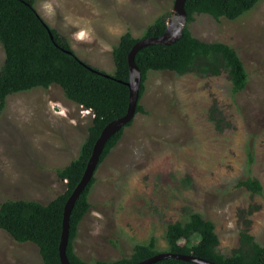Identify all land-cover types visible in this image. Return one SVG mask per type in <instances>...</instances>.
<instances>
[{
  "label": "rangeland",
  "instance_id": "374dc122",
  "mask_svg": "<svg viewBox=\"0 0 264 264\" xmlns=\"http://www.w3.org/2000/svg\"><path fill=\"white\" fill-rule=\"evenodd\" d=\"M175 1L36 0L35 6L83 61L114 74L120 38L127 32L143 38L166 13L170 20ZM189 28L204 42H222L238 52L249 74L247 88L234 95L227 74L149 73L140 101L145 113L136 115L95 174L92 207L74 243L86 262L130 258L137 244L153 237L158 251L168 252V225L187 222L190 213L214 223L224 255L239 247L247 226L264 247V191L253 194L237 185L247 178L252 149L251 176L264 189V0L237 20L203 14ZM5 59L0 43V72ZM214 105L220 129L211 120ZM93 118L59 86L10 96L0 115V205H47L63 194L66 181L57 169L79 157ZM198 241L193 238V244ZM0 264L43 262L36 245L19 244L0 230Z\"/></svg>",
  "mask_w": 264,
  "mask_h": 264
},
{
  "label": "trees",
  "instance_id": "16d2710c",
  "mask_svg": "<svg viewBox=\"0 0 264 264\" xmlns=\"http://www.w3.org/2000/svg\"><path fill=\"white\" fill-rule=\"evenodd\" d=\"M260 1L187 0L185 9L188 24L183 38L171 46L144 48L136 55V64L142 73L140 101L146 90L149 73L153 71H169L178 76L193 74L201 78L227 74L232 83L233 94L243 92L249 83V74L238 52L225 43H208L196 38L189 25L195 21L196 16L203 14L218 21L223 18L237 20ZM35 4L36 0H0V43L6 55L0 72V115L12 95L37 88L49 89L59 86L69 101L91 111L94 118L79 157L66 167L57 169L58 177L66 181V191L47 205L36 201L6 200L0 205V230L8 233L19 244L36 245L43 264H62L60 243L66 203L82 181L94 146L105 127L124 117L129 109V54L141 39L162 36L167 29L171 13L158 17L146 30L143 38H135L130 32L125 33L113 50L115 72L108 74L83 61L73 50L69 40L44 20ZM217 111L218 108L214 105L210 115L211 120L220 129L222 120L218 122L215 116ZM139 113H145L140 103L137 108V114ZM127 127L108 142L99 166L117 146ZM254 162L253 151L250 149L247 178L237 185L253 194L261 195L264 191L262 184L251 176ZM95 183L94 177L77 200L71 214L67 247L70 263L138 264L161 253L153 237L147 245L137 244L130 258L116 262L89 263L77 255L74 243L80 225L92 207L90 194ZM252 211L245 215H251ZM248 227L240 233L239 247L232 255L227 256L219 250L220 240L214 223L200 214L190 213L187 222L168 225V252L194 256L216 264H264V247L256 242ZM195 237H198L199 241L193 244ZM155 264L193 263L164 260Z\"/></svg>",
  "mask_w": 264,
  "mask_h": 264
},
{
  "label": "water",
  "instance_id": "95a60500",
  "mask_svg": "<svg viewBox=\"0 0 264 264\" xmlns=\"http://www.w3.org/2000/svg\"><path fill=\"white\" fill-rule=\"evenodd\" d=\"M186 2L187 0L175 1L173 17L168 21L167 29L162 36L141 39L133 47L132 51L129 54V109L124 117L112 121L105 127L101 136L99 137L94 146L93 154L89 160L82 181L66 203L64 210L63 233L60 243V258L62 264H71L67 257V247L70 238V218L77 200L86 190L87 186L92 181V179L95 177L101 156L103 155L108 142L112 139L113 136H115L117 133L127 127V125L130 124L132 121H134L137 115V108L140 103L142 73L136 64V55L144 48L157 45L171 46L183 38L184 30L188 24V15L185 9ZM164 260H180L193 264H216L194 256L173 254L170 252L159 253L156 256L138 264H155Z\"/></svg>",
  "mask_w": 264,
  "mask_h": 264
},
{
  "label": "clouds",
  "instance_id": "9594fccd",
  "mask_svg": "<svg viewBox=\"0 0 264 264\" xmlns=\"http://www.w3.org/2000/svg\"><path fill=\"white\" fill-rule=\"evenodd\" d=\"M89 111V110H88ZM91 112V111H90Z\"/></svg>",
  "mask_w": 264,
  "mask_h": 264
}]
</instances>
